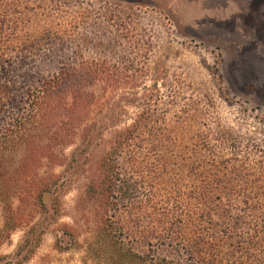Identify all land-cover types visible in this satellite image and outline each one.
<instances>
[{
  "label": "rangeland",
  "instance_id": "rangeland-1",
  "mask_svg": "<svg viewBox=\"0 0 264 264\" xmlns=\"http://www.w3.org/2000/svg\"><path fill=\"white\" fill-rule=\"evenodd\" d=\"M20 1L17 35L0 42L11 58L10 77L0 80V116L13 111L3 101L57 72L81 76L79 85L93 97L65 147V163L42 168L61 174L58 194L2 240L0 264H132L130 250L155 260L264 264V0ZM136 122L146 125L142 140L124 156L128 171L142 176L138 195L178 202L192 246H110L99 233L101 208L86 193L88 176L119 132ZM206 161L244 165L235 172L223 167L222 184L260 206L246 244L236 235L200 233L207 222L191 191Z\"/></svg>",
  "mask_w": 264,
  "mask_h": 264
},
{
  "label": "trees",
  "instance_id": "trees-1",
  "mask_svg": "<svg viewBox=\"0 0 264 264\" xmlns=\"http://www.w3.org/2000/svg\"><path fill=\"white\" fill-rule=\"evenodd\" d=\"M20 4V0H1L0 42L17 35L22 19L14 13L15 10L20 11ZM26 4L29 6L30 0H26ZM1 48L0 80L10 77L6 64L11 59ZM78 78L83 80L77 74L57 72L40 80L38 85L27 87L19 96L16 94L2 102L3 106L10 102L13 111L6 118L0 116V123H3L0 124V199L4 203L0 243L10 237L12 230L28 226L36 215L45 212L47 196L58 194L61 174L52 170L46 172L42 168L65 163V147L74 143L85 123L83 115L89 112L93 94L81 88ZM24 85L22 83L19 89ZM145 126L136 122L120 131L113 147L104 152L91 168L86 193L101 208L99 233L110 246H192L184 236L188 220L182 218L178 202H172L175 205L170 201L161 203L153 193L149 200L140 198L138 193L144 183L142 176L127 169L124 151L142 140L139 134ZM130 160L136 163L135 156ZM160 161L165 162V158L161 157ZM206 162L200 169L196 168L198 183L191 191V198L196 199L198 217L207 222L201 223L200 233L212 231L216 237L221 233L224 237L236 235L239 245L246 244L248 238L244 232L253 227L250 221L253 214L260 211V206L248 197L240 199L244 193L234 196L235 189L231 192L232 188L226 186L228 184H222L225 177L222 168H229V164L221 161L218 166ZM238 167L230 168L235 172ZM156 168L154 163L150 166L152 171ZM133 174L136 175L134 179L129 177ZM228 188L231 189L226 191ZM13 197L17 198V205ZM190 213L197 217L195 211ZM126 215L136 218L137 224H127ZM24 242H29V239H24ZM185 251L194 252L190 248ZM190 252H187L189 257L194 258L195 254L192 256ZM124 255L127 256L126 253ZM128 255L132 264H206L197 259L196 262L167 257L155 260L148 254L131 250Z\"/></svg>",
  "mask_w": 264,
  "mask_h": 264
}]
</instances>
